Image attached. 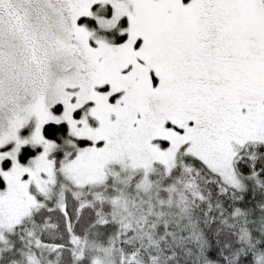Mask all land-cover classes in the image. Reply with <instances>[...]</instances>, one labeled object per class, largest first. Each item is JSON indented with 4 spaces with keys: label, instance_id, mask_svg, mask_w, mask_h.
Segmentation results:
<instances>
[{
    "label": "snow or ice",
    "instance_id": "obj_1",
    "mask_svg": "<svg viewBox=\"0 0 264 264\" xmlns=\"http://www.w3.org/2000/svg\"><path fill=\"white\" fill-rule=\"evenodd\" d=\"M0 264H264V0H0Z\"/></svg>",
    "mask_w": 264,
    "mask_h": 264
}]
</instances>
